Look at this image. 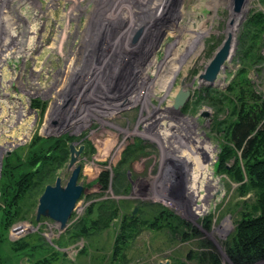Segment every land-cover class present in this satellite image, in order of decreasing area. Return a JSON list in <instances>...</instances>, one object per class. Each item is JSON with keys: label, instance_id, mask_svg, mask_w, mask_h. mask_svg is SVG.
<instances>
[{"label": "rangeland", "instance_id": "374dc122", "mask_svg": "<svg viewBox=\"0 0 264 264\" xmlns=\"http://www.w3.org/2000/svg\"><path fill=\"white\" fill-rule=\"evenodd\" d=\"M12 4L20 37L16 41L15 30L10 39L16 41L17 51L27 54L0 63L8 94H0V179L31 150L59 138L68 149L69 144L84 146L75 162L83 192L63 229L48 217L36 221L37 204L34 212L3 233L0 223V264H34L52 250L58 251L53 264L179 260L197 264L187 253L197 251L201 240L212 244L221 264H233L223 242L239 218L238 203L252 201L253 195H240L238 183L215 171L223 144L215 124L227 113L223 102L212 103L200 95L204 87L226 90L242 67L246 21L256 12L264 13V1H243L218 86L200 85L198 75L227 35L233 0H12ZM2 25L0 36L6 40ZM24 38L30 51L21 44ZM261 38L254 47L261 58L246 68L258 91H264V33ZM181 80L191 94L178 112L170 106ZM36 137L45 141L32 145ZM210 143L213 157L206 164L212 175L199 187L198 159L205 157L200 154ZM124 156L130 158L118 169L115 193L113 169ZM68 161L69 152L44 187L57 177L66 182L71 172ZM104 169L110 176L106 189L97 181ZM216 183L218 192L212 198ZM44 187L36 193L37 200ZM111 200L119 216L109 227L87 238L69 237L74 225L86 219L88 207H93L90 216L95 219L100 203ZM152 202L194 227L195 235L181 238L166 230L143 229L128 239L126 259L112 260L120 216L134 215L141 204ZM19 225L27 227L13 235L12 229ZM20 240L27 242V248L14 250L12 244Z\"/></svg>", "mask_w": 264, "mask_h": 264}, {"label": "trees", "instance_id": "16d2710c", "mask_svg": "<svg viewBox=\"0 0 264 264\" xmlns=\"http://www.w3.org/2000/svg\"><path fill=\"white\" fill-rule=\"evenodd\" d=\"M246 26L247 44L243 49L242 67L233 76L226 90L204 87L202 89L204 92L200 95L201 98L212 100V103L223 102L222 109L227 113L225 119L215 124L223 138V144L215 162V171L219 174H226L232 181L238 183L237 191L240 195L248 193L253 195L252 201L244 200L238 203L240 204L239 218L234 230L223 242L225 253L233 264L264 263V91H258L246 73V68L251 66L253 61L261 58L254 47L262 42L264 13L256 12L250 15ZM39 141H45V139L36 137L32 145ZM141 145L137 146L132 153L135 154L142 147ZM212 151L214 148L210 143V148L205 149L204 154H200L205 157L198 159L202 163L199 187L212 175V171L206 164V160L213 157ZM68 152L69 149L65 146L64 140L56 138L48 146L46 144V146L31 150L25 160L13 165L1 177L0 210L2 216L0 223L2 233L12 223L25 219L29 212H34L37 204L36 193L53 179L56 169L66 160ZM129 158L125 156L120 158L118 167L113 169L112 184L115 193L119 192L115 183V178L121 175L118 169L124 166ZM97 181L101 188L106 189L110 181L109 171L102 170ZM124 189L128 190L129 187L126 185ZM203 200L204 197L201 195L198 204L203 203ZM92 209V206L88 207L86 219L83 218L82 222L74 225L69 236L71 239L87 238L91 233L109 227L114 218L119 216V208L112 200L100 203L95 219L90 216ZM143 229L166 230L173 237L181 235V238L195 235L197 231L189 224L180 221L161 204L143 203L136 214L123 213L120 216V231L116 235L112 260L123 262L126 259L125 250L129 246L128 239L133 238ZM21 241L24 240L15 242L12 248L14 250L26 249L27 242ZM211 245L207 240H201L200 248L195 252L189 250L187 257L195 260L197 264H221L219 255L211 249ZM57 255L58 251L52 250L50 254L39 257L33 262L34 264H53ZM28 257L31 259L30 256ZM175 264H185V262L179 260Z\"/></svg>", "mask_w": 264, "mask_h": 264}, {"label": "water", "instance_id": "95a60500", "mask_svg": "<svg viewBox=\"0 0 264 264\" xmlns=\"http://www.w3.org/2000/svg\"><path fill=\"white\" fill-rule=\"evenodd\" d=\"M243 1L233 0V8L238 10ZM230 49L231 35H226L218 50L207 63L204 71L198 75V79L204 85L211 86L216 80L222 67L225 65ZM190 94L189 89L184 88V81L181 80L180 87L172 100V108L180 112ZM83 147V145H80L76 148L74 144H69V161L67 167L71 168L70 175L64 184L61 183V178L57 177L53 184H47L44 187L37 200L35 210L36 221L41 217H48L58 223L59 228L63 229L65 227L67 220L75 208L76 202L83 192V186L78 182L80 166L75 165Z\"/></svg>", "mask_w": 264, "mask_h": 264}, {"label": "built area", "instance_id": "2783aa9c", "mask_svg": "<svg viewBox=\"0 0 264 264\" xmlns=\"http://www.w3.org/2000/svg\"><path fill=\"white\" fill-rule=\"evenodd\" d=\"M15 10L16 9L14 8V6L12 4V0H0V25L3 24L2 29H4V32L7 33V35L5 37L6 40H4V38L0 36V44H1V46H0V63H2L3 61H6L7 58L17 59V58H19L20 55L24 56L25 54H27V52H24V54H21L22 51H17L16 41L20 37V32H19V27L17 26L19 24L16 23V19H15ZM27 10L29 11V9H27ZM23 14H24V12L22 11V15ZM5 24H6V26H5ZM38 29H36V30H38ZM15 30L18 33V37H17L15 42H12V40L10 39V35ZM1 33L2 32L0 30V34ZM23 40H26V38L22 39V41ZM21 44L24 46V49L26 48L27 51H30V48L27 47V41H23ZM1 79H3V75L0 74V94H1V92H4L5 95H8L7 92L5 91V87L7 84L3 85L4 83L1 82ZM0 116H1V114H0ZM1 132H2V130L0 129V134H1ZM26 227L27 226L22 227V225L16 226L12 229V234L14 235L18 232H21V231L25 230Z\"/></svg>", "mask_w": 264, "mask_h": 264}, {"label": "bare ground", "instance_id": "6f19581e", "mask_svg": "<svg viewBox=\"0 0 264 264\" xmlns=\"http://www.w3.org/2000/svg\"><path fill=\"white\" fill-rule=\"evenodd\" d=\"M251 4V3H250ZM246 8V6H244L242 9ZM240 13H241V7L238 9V10H235L233 8V11H232V14H231V18L229 19V22H228V28H227V35H231V42L233 41V32L235 30V27H236V24H237V21L239 20L240 18ZM190 32V31H189ZM231 47H232V44H231ZM231 54V49H230V52H229V55ZM228 55V58L227 60L229 59V56ZM226 60V61H227ZM153 63V62H152ZM226 63L225 65L222 67L221 71H224V69L226 68ZM222 78L223 76L222 75H218L216 80L211 84V85H214V86H218V85H221L222 84ZM200 81V85L203 84V82L198 79ZM172 107V106H170ZM217 188V183H216V186H215V192L213 193L212 195V198L215 196V193L218 192V189L216 190Z\"/></svg>", "mask_w": 264, "mask_h": 264}]
</instances>
